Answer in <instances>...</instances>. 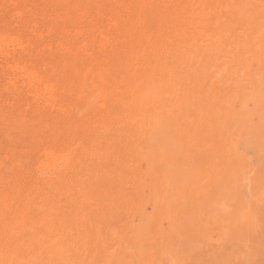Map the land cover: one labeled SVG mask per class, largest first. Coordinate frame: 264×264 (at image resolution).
<instances>
[{
    "label": "bare ground",
    "instance_id": "6f19581e",
    "mask_svg": "<svg viewBox=\"0 0 264 264\" xmlns=\"http://www.w3.org/2000/svg\"><path fill=\"white\" fill-rule=\"evenodd\" d=\"M250 133L264 135V0H0V264H88L121 206L146 249L147 212L187 218L170 168L200 156L217 210Z\"/></svg>",
    "mask_w": 264,
    "mask_h": 264
},
{
    "label": "rangeland",
    "instance_id": "374dc122",
    "mask_svg": "<svg viewBox=\"0 0 264 264\" xmlns=\"http://www.w3.org/2000/svg\"><path fill=\"white\" fill-rule=\"evenodd\" d=\"M191 138L195 140L197 137ZM189 139L190 136L186 135V142H189ZM236 141L246 160V169L241 180L233 184L232 194L224 197L223 201L220 200L221 204L217 210L210 209L215 197L205 200L206 197L201 192L207 180L200 165V156L197 154L187 156L184 166L170 168L171 175L178 173L177 181L171 179L173 196L170 201H177L182 194L186 197V202H182L187 212L186 220L173 224L174 226L171 224L167 226L166 219L164 222L160 220L157 223L158 221H155L157 216L149 211L150 202L148 204L145 201L148 207L143 202L142 208L146 206L145 208L149 211L147 213L151 214L149 220L152 222H149L154 226L150 233L151 237L148 236L150 238L146 242L152 244L142 249L146 233L143 231L145 225L142 226V223L146 224V221L139 220L135 215L133 220L136 221L133 225L138 226V230L118 228L121 224L120 222L118 224V221H123L127 217L131 218L125 216L124 208L121 206L119 210H116L119 211L118 218L109 221L104 243L91 248L88 264H264V135L251 133L236 135ZM223 188L227 189L226 185L219 186V189ZM195 205L198 206L197 211L200 215L191 218L188 215ZM214 217L221 221L220 225L214 224ZM231 225L235 230L231 229ZM166 228L169 230L165 231ZM156 229L157 232L162 231L161 237L168 234V238L167 236L163 238L172 241L169 247L154 248L157 240L161 241L160 233H157ZM114 233H117V242L112 241ZM148 240L153 241L154 244ZM154 249L155 251L158 249L156 253Z\"/></svg>",
    "mask_w": 264,
    "mask_h": 264
}]
</instances>
